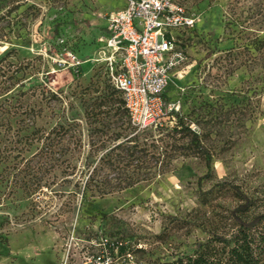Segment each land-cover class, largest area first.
<instances>
[{
	"label": "rangeland",
	"instance_id": "rangeland-1",
	"mask_svg": "<svg viewBox=\"0 0 264 264\" xmlns=\"http://www.w3.org/2000/svg\"><path fill=\"white\" fill-rule=\"evenodd\" d=\"M177 1L195 25L176 32L185 59L165 104L197 133L211 170L204 177L203 155L177 135L180 149L167 147L159 157L151 150L130 187L86 199L60 185L59 172L47 186L52 176L34 157L44 147L38 131L58 116L81 114L87 98L110 88L103 62L95 61L97 38L123 0H0V81L16 82L2 104L15 114L0 121V264H63L73 230L119 239L137 264L173 261L232 231L241 195L252 204L237 216L264 214V46L255 50L264 36V0ZM160 122V130L145 131L147 144L167 141L155 140L175 119ZM83 155L74 153L78 164ZM71 178L81 179L78 169Z\"/></svg>",
	"mask_w": 264,
	"mask_h": 264
},
{
	"label": "trees",
	"instance_id": "trees-1",
	"mask_svg": "<svg viewBox=\"0 0 264 264\" xmlns=\"http://www.w3.org/2000/svg\"><path fill=\"white\" fill-rule=\"evenodd\" d=\"M256 40L255 50L260 52L264 46V36ZM2 73L3 67L0 66V78ZM11 79L10 76L8 80ZM15 83L0 81V121L9 123L15 114L2 105L11 98ZM109 86L87 98L82 104L81 114L75 111L66 116H58L45 133L35 130L38 136L43 137L44 147L34 157L44 159V170L52 176L46 183L48 187L56 184V172L63 176L60 185H70L74 193L86 199L100 198L130 187L137 180L138 169L148 161L151 150H156L159 157L166 154L167 147L173 153L180 149L175 145L177 135L187 136V145L203 155L207 170L204 177L210 172L211 156L200 144L197 133L181 123L176 113L171 110L167 113L175 119V125L163 137L155 140L163 141L165 137V144L159 146L151 141L149 145L146 143L147 137L151 138L152 135L146 133L147 130L137 131L130 124L121 94ZM81 120L86 126L84 138ZM162 126L163 123L154 130H160ZM142 134L145 135V141L139 139ZM75 152L84 153L79 164ZM77 169L81 179L73 180L71 176ZM112 170L117 172L115 176L110 175ZM241 200L243 202L231 211L234 218L232 231L213 234L204 243H198L191 254L157 264H264V214L241 219L236 214L246 212L252 204L251 199L245 195H241Z\"/></svg>",
	"mask_w": 264,
	"mask_h": 264
},
{
	"label": "built area",
	"instance_id": "built-area-1",
	"mask_svg": "<svg viewBox=\"0 0 264 264\" xmlns=\"http://www.w3.org/2000/svg\"><path fill=\"white\" fill-rule=\"evenodd\" d=\"M123 1V8L106 17L95 61L103 62L109 84L121 94L130 124L137 131L155 129L169 118L165 91L185 59L176 32L193 29L195 18L177 0ZM62 261L137 264L119 239L74 230L64 239Z\"/></svg>",
	"mask_w": 264,
	"mask_h": 264
},
{
	"label": "crops",
	"instance_id": "crops-1",
	"mask_svg": "<svg viewBox=\"0 0 264 264\" xmlns=\"http://www.w3.org/2000/svg\"><path fill=\"white\" fill-rule=\"evenodd\" d=\"M123 6H124V1H123V5H121V7L120 8H117V9H121V8H123Z\"/></svg>",
	"mask_w": 264,
	"mask_h": 264
}]
</instances>
